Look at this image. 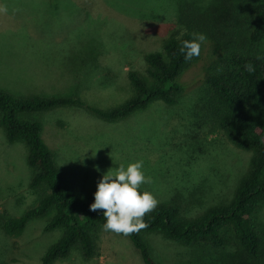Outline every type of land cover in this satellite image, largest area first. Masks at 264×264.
<instances>
[{"label":"rangeland","instance_id":"rangeland-1","mask_svg":"<svg viewBox=\"0 0 264 264\" xmlns=\"http://www.w3.org/2000/svg\"><path fill=\"white\" fill-rule=\"evenodd\" d=\"M176 2L0 0V90L82 103L18 115L41 124L44 144L78 190L134 188L148 211L172 204L191 218L231 198L249 158L219 132L208 133L193 113L202 62L179 76L184 94L176 105L156 102L123 120L91 110H111L130 97L127 73H144L143 56L160 49L176 26ZM29 176L25 145L9 143L0 127V213L18 216L34 204ZM48 219L30 221L14 240L0 234V264H39L60 235L45 231ZM257 219L264 231V207ZM108 233H100L94 258L73 251L53 264H144L128 238ZM145 241L157 264L198 263L210 255L206 247L156 234Z\"/></svg>","mask_w":264,"mask_h":264},{"label":"trees","instance_id":"trees-1","mask_svg":"<svg viewBox=\"0 0 264 264\" xmlns=\"http://www.w3.org/2000/svg\"><path fill=\"white\" fill-rule=\"evenodd\" d=\"M176 18L161 48L143 56L144 73H127L131 94L125 103L91 110L104 120H123L156 102L176 105L184 94L179 76L201 61L204 78L193 113L208 133L219 132L249 153L231 198L190 218L172 204L148 211L144 194L134 188L78 190L44 144L41 124L18 115L82 103L74 98H16L0 90V127L9 143L25 145L28 189L35 196L34 204L18 216L0 213V234L17 239L30 221L49 215L45 231L60 235L39 264L67 259L73 251L94 258L103 230L127 237L144 264H157L145 241L148 234L208 248L206 259L190 264H264V231L257 219L264 207V0H177Z\"/></svg>","mask_w":264,"mask_h":264},{"label":"crops","instance_id":"crops-1","mask_svg":"<svg viewBox=\"0 0 264 264\" xmlns=\"http://www.w3.org/2000/svg\"><path fill=\"white\" fill-rule=\"evenodd\" d=\"M116 234V235H119V234H117V233H115V232H112V231H109V233L108 234ZM119 236H121V235H119ZM124 237V236H123ZM125 238H127V237H125ZM128 240V239H127ZM129 242H130V240H129ZM132 244V243H131Z\"/></svg>","mask_w":264,"mask_h":264}]
</instances>
